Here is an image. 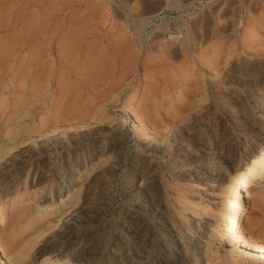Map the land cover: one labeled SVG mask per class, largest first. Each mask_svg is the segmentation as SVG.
I'll use <instances>...</instances> for the list:
<instances>
[{
    "label": "rangeland",
    "instance_id": "374dc122",
    "mask_svg": "<svg viewBox=\"0 0 264 264\" xmlns=\"http://www.w3.org/2000/svg\"><path fill=\"white\" fill-rule=\"evenodd\" d=\"M263 141L264 0H0V264H264Z\"/></svg>",
    "mask_w": 264,
    "mask_h": 264
},
{
    "label": "bare ground",
    "instance_id": "6f19581e",
    "mask_svg": "<svg viewBox=\"0 0 264 264\" xmlns=\"http://www.w3.org/2000/svg\"><path fill=\"white\" fill-rule=\"evenodd\" d=\"M257 153L251 159L245 158L247 155L243 157L239 171L227 181L228 189L224 196L225 203L221 209L222 219L216 220L208 238L209 244L215 250L221 248L226 254H230L234 247H237L232 242L226 245L225 236L235 231L238 222L243 219L247 212L244 206V196L252 189V180L264 174V148ZM3 222L4 217L0 209V230L3 227ZM3 248L0 246V262L5 258ZM241 250L245 251V248H241ZM256 253L258 259L262 258L261 252ZM55 264L66 263L61 261Z\"/></svg>",
    "mask_w": 264,
    "mask_h": 264
}]
</instances>
